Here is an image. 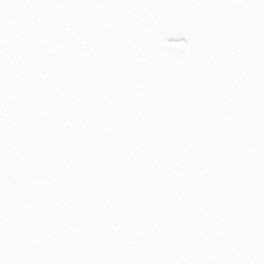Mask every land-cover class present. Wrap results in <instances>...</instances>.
Returning a JSON list of instances; mask_svg holds the SVG:
<instances>
[{
  "label": "snow or ice",
  "instance_id": "obj_1",
  "mask_svg": "<svg viewBox=\"0 0 264 264\" xmlns=\"http://www.w3.org/2000/svg\"><path fill=\"white\" fill-rule=\"evenodd\" d=\"M0 264H264V0H0Z\"/></svg>",
  "mask_w": 264,
  "mask_h": 264
}]
</instances>
